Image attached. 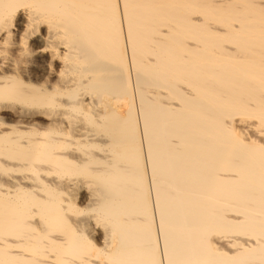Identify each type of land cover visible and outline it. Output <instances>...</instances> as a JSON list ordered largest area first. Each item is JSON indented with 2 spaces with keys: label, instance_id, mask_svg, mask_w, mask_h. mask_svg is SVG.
<instances>
[{
  "label": "bare ground",
  "instance_id": "obj_1",
  "mask_svg": "<svg viewBox=\"0 0 264 264\" xmlns=\"http://www.w3.org/2000/svg\"><path fill=\"white\" fill-rule=\"evenodd\" d=\"M0 264H264V0H0Z\"/></svg>",
  "mask_w": 264,
  "mask_h": 264
}]
</instances>
